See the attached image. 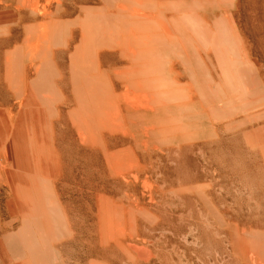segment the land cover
Returning <instances> with one entry per match:
<instances>
[{
    "label": "rangeland",
    "instance_id": "374dc122",
    "mask_svg": "<svg viewBox=\"0 0 264 264\" xmlns=\"http://www.w3.org/2000/svg\"><path fill=\"white\" fill-rule=\"evenodd\" d=\"M25 1L17 15L13 0H0V20L11 27L0 37V114L39 130L47 169L62 177L60 188L41 184L26 149L0 144V264H91V253L98 264L115 259L98 218L84 230L106 141L116 153L130 149L153 164L120 182L136 184L167 227L139 241L156 253L155 264H264V0H155L149 19L146 7L131 12L130 19L151 20L175 36L146 59L144 85L132 70L121 72L126 60L112 65L119 72L110 78L87 58L89 42H79L84 23L120 0H64L73 10L61 9L63 0ZM87 1L91 7L79 9ZM60 13L84 14L70 23L75 38L50 56L32 49L15 63L13 80L9 56L32 48L31 27H39L37 35L50 30ZM124 100L142 101L145 112L115 119L114 102ZM208 182L224 234L201 195ZM57 192L67 220L52 203Z\"/></svg>",
    "mask_w": 264,
    "mask_h": 264
},
{
    "label": "bare ground",
    "instance_id": "6f19581e",
    "mask_svg": "<svg viewBox=\"0 0 264 264\" xmlns=\"http://www.w3.org/2000/svg\"><path fill=\"white\" fill-rule=\"evenodd\" d=\"M63 1L58 0V3L62 5ZM26 2L25 0H13L11 9L17 15H20L22 6ZM127 2L126 0L117 1L108 12L97 13L89 22L84 23L79 34V42H84L85 40L89 42L90 50L87 58L95 62L96 68L108 74L110 78L114 71L119 72V69L112 67V65L118 63L120 60H126L127 65L122 67L121 72L132 70L129 74L137 77L136 83L144 85L145 82L142 76L151 66L146 59L156 53L157 48L155 46L157 44L174 42L175 36L171 34L166 35L151 20H132L128 17L131 12H138L143 7H146L147 12L144 15L149 19L153 11L158 8L156 7L155 0H133L130 3ZM90 4L92 3L87 1L85 5L79 6V9L90 8ZM130 5H135L136 7L129 8ZM138 5H140V9ZM60 8L63 10H73L74 6L64 1L63 7ZM93 8H97V6ZM85 12L86 10L84 14ZM62 14L60 13L57 16L50 30H45L37 35L39 27H31L30 35H27V41H30L32 48L26 46L25 43L26 47L21 49L19 47L15 48L12 55L9 56L7 60L10 68L9 76L13 80L16 79L15 72L17 71L15 63L22 57L26 58L32 55V49L35 48V55L50 56L55 53L54 50L57 47L69 44L75 38L74 28L70 23L73 25L74 22L80 21L84 14L81 15L79 20L77 19L78 16L66 19L61 17ZM10 28L0 20V37L1 35L9 34ZM182 31L186 34L184 30ZM110 46L112 48L109 49ZM75 50L77 53V49ZM112 98L115 99V97ZM139 103H133L131 100L115 101L114 105L118 109L115 119L124 120L130 114L137 116L143 114L146 110L144 108L145 105L142 101ZM20 120H12L11 117L0 116V144L9 143L11 148L17 151L26 149L32 155L31 161L33 163L34 177H40L41 184L45 183L47 186L52 187V189L60 188L57 184L62 174L58 170L51 172L47 169L43 152L40 151L42 139L37 135L39 130L31 123L24 125ZM99 146L104 149V153L101 156L104 174H99L98 180L94 182L95 186H92L94 190H91V193L96 197L95 210L90 208L92 222L84 230L91 232L93 220L95 218L99 219L98 225L101 241L107 247L105 250L115 256V259L109 261L108 264H149L150 262L151 264H155L153 259L156 258V253L145 246H141L139 241L142 236L146 235L147 230L153 233L157 229H165L167 227L161 220L159 213L152 210V206L143 200V196L136 184L127 181L123 185L120 182V178L128 176L129 172L150 170L149 168H153V164L150 166L148 161L138 153H133L130 149L122 153H116L113 150V146L107 141L104 146ZM120 165L122 167H119ZM153 175L159 178L158 171H153ZM211 186L212 182H208L203 187L205 191L202 190L201 195L207 201L209 214L212 220L217 223L220 234H224L226 231L223 213L209 198ZM189 187L198 188L197 185ZM121 191L123 194L119 195ZM65 202L66 200L60 192H57L53 196L52 203L61 211L59 217L63 220H67L65 212L67 205ZM169 213L173 215L175 211ZM58 220L60 224V219ZM68 227L70 232L74 234L78 233L71 219H69ZM261 245L264 249V240L261 242ZM94 256L95 254L91 253V264H98L99 261Z\"/></svg>",
    "mask_w": 264,
    "mask_h": 264
}]
</instances>
